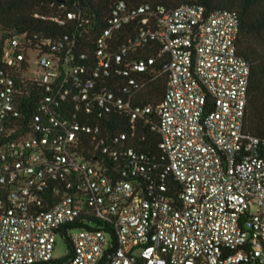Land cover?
I'll use <instances>...</instances> for the list:
<instances>
[{"label":"built area","instance_id":"obj_1","mask_svg":"<svg viewBox=\"0 0 264 264\" xmlns=\"http://www.w3.org/2000/svg\"><path fill=\"white\" fill-rule=\"evenodd\" d=\"M131 24L136 36L115 50ZM238 34L229 9L121 1L95 39L93 65L67 36H8L0 46V264H264V142L244 133L250 64ZM150 40L168 74L155 107L135 102L146 82L131 75L155 58H125ZM115 108L129 115V131L112 145L93 118ZM140 121L160 134L177 198L160 192L164 184L143 186L148 157L129 143ZM120 160L115 172L110 162ZM57 237L69 245L60 258Z\"/></svg>","mask_w":264,"mask_h":264},{"label":"trees","instance_id":"obj_2","mask_svg":"<svg viewBox=\"0 0 264 264\" xmlns=\"http://www.w3.org/2000/svg\"><path fill=\"white\" fill-rule=\"evenodd\" d=\"M121 1L129 6L149 3L154 8L166 10L183 4H202L209 11H234L239 20L237 49L250 64L244 133L247 137L258 138L264 142V0H0V46L8 36L16 33H26L29 39L35 35L67 36L69 41L75 42L76 50L88 53L93 65L95 39L106 25L114 6ZM69 13L77 14V17L68 18ZM137 32L136 24L120 31L115 41V50L118 51L123 44H127ZM160 47L158 41L150 40L143 47L130 49L125 56L126 59L148 56L155 58L154 64L144 74L131 72L132 76L141 77L146 82L144 89L134 97L137 103L143 102L155 107L165 97L168 74L162 68L164 57L159 56ZM113 76L115 83L110 84L117 90L118 76ZM31 94L33 108H36L40 91L33 88ZM153 116H156L155 112ZM93 122L109 136L108 143L112 145V138L123 131H129V115L118 108L94 116ZM159 142L160 134L153 128L152 121L147 124L140 121L129 143L148 157V179L142 181L144 188L152 186L159 191V186L164 184L165 189L160 192L177 198L181 185L166 170V155L159 147ZM122 164V160L111 161L110 168H114L116 172ZM65 258L57 262H62Z\"/></svg>","mask_w":264,"mask_h":264},{"label":"rangeland","instance_id":"obj_3","mask_svg":"<svg viewBox=\"0 0 264 264\" xmlns=\"http://www.w3.org/2000/svg\"><path fill=\"white\" fill-rule=\"evenodd\" d=\"M30 56H31L32 62H34V60L36 59L37 53L31 52ZM32 66H34L33 63H32ZM68 250H69L68 242L60 237H57V242H56L55 250L53 253L54 257L60 258L62 256H65Z\"/></svg>","mask_w":264,"mask_h":264}]
</instances>
